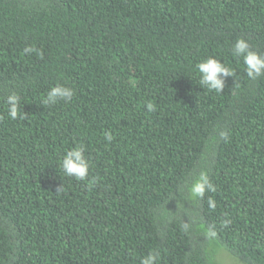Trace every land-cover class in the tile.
Masks as SVG:
<instances>
[{
    "label": "trees",
    "instance_id": "trees-1",
    "mask_svg": "<svg viewBox=\"0 0 264 264\" xmlns=\"http://www.w3.org/2000/svg\"><path fill=\"white\" fill-rule=\"evenodd\" d=\"M238 38L264 56V0H0V264H264V71ZM77 144L85 181L59 167Z\"/></svg>",
    "mask_w": 264,
    "mask_h": 264
},
{
    "label": "clouds",
    "instance_id": "clouds-1",
    "mask_svg": "<svg viewBox=\"0 0 264 264\" xmlns=\"http://www.w3.org/2000/svg\"><path fill=\"white\" fill-rule=\"evenodd\" d=\"M35 51L36 49L31 46L24 49L26 54H31ZM232 55L237 58H243L245 71L249 78L255 79L261 75L262 71H264V56H260L251 51L250 45L243 38H238L232 45ZM196 72L199 76V83L201 85H207L209 91L214 90L216 93H220L223 88V81L219 77L233 75V69L222 65L217 59L212 57L198 63L196 65ZM74 94L75 90L72 87L57 84L56 86L51 87L47 92L46 99L43 100V103L47 106L55 105L59 101L67 103L72 100ZM6 100L7 115L10 119L15 120L18 113H20L18 107L19 97L17 94L11 93L7 96ZM146 107L149 112L155 111V105L153 103H148ZM24 118V115L21 114V119ZM104 138L109 143L113 140L110 131L104 133ZM84 151L85 146L83 144H77L66 151V154L63 156L62 162L59 165L60 170L65 176L74 178L77 181H85L86 178L90 176V165L82 155ZM95 182V178L88 181L89 184H94ZM206 189L210 192L216 191V188L209 183L207 173L201 171L199 172L198 177L191 183L188 192L191 198L198 199L204 195ZM209 205L213 208L215 207V204L211 199L209 200ZM153 259H155L154 254L149 253L148 256L141 259V264H152Z\"/></svg>",
    "mask_w": 264,
    "mask_h": 264
}]
</instances>
